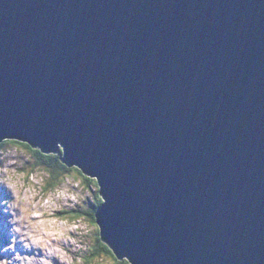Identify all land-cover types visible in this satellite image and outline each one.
Segmentation results:
<instances>
[{"label": "water", "instance_id": "obj_1", "mask_svg": "<svg viewBox=\"0 0 264 264\" xmlns=\"http://www.w3.org/2000/svg\"><path fill=\"white\" fill-rule=\"evenodd\" d=\"M7 140L97 181L120 260L264 264V0H0Z\"/></svg>", "mask_w": 264, "mask_h": 264}, {"label": "rangeland", "instance_id": "obj_2", "mask_svg": "<svg viewBox=\"0 0 264 264\" xmlns=\"http://www.w3.org/2000/svg\"><path fill=\"white\" fill-rule=\"evenodd\" d=\"M0 156V179L6 172L21 173L18 180L26 197L16 203L14 198L7 200L0 196V257L4 258V264H85V256L93 248L99 228L86 217L72 221L70 211L89 209L93 191L84 187L81 180L72 178L57 190L46 191L45 173L33 169L27 149L8 144ZM28 185L32 186L31 190ZM30 212L40 215L30 216ZM31 237L40 238L41 243H33ZM95 264L110 262L104 258Z\"/></svg>", "mask_w": 264, "mask_h": 264}, {"label": "trees", "instance_id": "obj_3", "mask_svg": "<svg viewBox=\"0 0 264 264\" xmlns=\"http://www.w3.org/2000/svg\"><path fill=\"white\" fill-rule=\"evenodd\" d=\"M8 141H15L16 143L12 144V143H9ZM8 144L17 145V146L19 145L20 147L28 150V153L31 155V158L33 160V163H32L33 169L34 170L41 169L45 173V176L47 178V187H45L46 191L57 190L61 185L65 183L67 179H70V178L79 180V181L81 180L82 183H84V187L93 191L94 197L92 199V204L89 207V209L77 208V209H73L72 211H70L71 220L75 221V220L81 219L82 217H86L88 221H91L92 224L97 225L96 213L99 207L102 205L103 199L100 196L99 187L95 179L85 176L83 172L76 167L70 168L67 165H65L62 162L61 154H53V153L44 154L39 149H35L29 144L21 143L16 140H7L1 143L0 144V154L4 153V147H6ZM0 168H1V163H0ZM93 180H95L96 183H92L91 181ZM102 244H106V243L103 242L101 234H100V229H99L97 240L95 241L93 248L90 251H88V253L86 254L85 261L91 259L93 256H98V259L93 260L92 264H95L97 261H100L104 258L108 259L103 254V251L101 249ZM111 251L114 253L112 249ZM115 257H116V261H118L119 264H130V262L127 259L120 260L118 259L116 255Z\"/></svg>", "mask_w": 264, "mask_h": 264}, {"label": "snow or ice", "instance_id": "obj_4", "mask_svg": "<svg viewBox=\"0 0 264 264\" xmlns=\"http://www.w3.org/2000/svg\"><path fill=\"white\" fill-rule=\"evenodd\" d=\"M9 143L15 144V141H8ZM19 146V145H18ZM63 151V149H61ZM21 176V173H15L12 174L10 172H6L3 179H0V196H3L7 200H13L15 199V202L18 203L26 197L23 195L25 189L21 187V184L18 180V177ZM92 183H96L95 180L91 181ZM28 189H32L31 185H28ZM22 211H27V209H22ZM30 216H39V212H30ZM59 219V217H58ZM95 226V225H93ZM32 227H36V225H32ZM17 233H19L18 229H15ZM51 235V233H49ZM18 239V237L13 238ZM33 240V243L40 244L41 239L36 237H31ZM10 243V241H8ZM101 249L103 251V254L109 259L110 264H119L118 261H116L115 254L111 251V249L108 247L107 244H102ZM58 251V249L56 250ZM39 253H37L38 255ZM28 255H32L31 252L28 253ZM98 259V256H93L91 259L85 261V264H92L93 260ZM0 264H4V258L0 257Z\"/></svg>", "mask_w": 264, "mask_h": 264}, {"label": "bare ground", "instance_id": "obj_5", "mask_svg": "<svg viewBox=\"0 0 264 264\" xmlns=\"http://www.w3.org/2000/svg\"><path fill=\"white\" fill-rule=\"evenodd\" d=\"M43 257V256H42Z\"/></svg>", "mask_w": 264, "mask_h": 264}]
</instances>
